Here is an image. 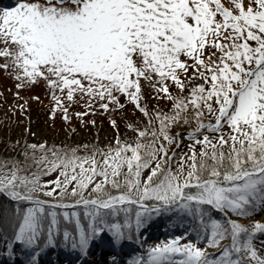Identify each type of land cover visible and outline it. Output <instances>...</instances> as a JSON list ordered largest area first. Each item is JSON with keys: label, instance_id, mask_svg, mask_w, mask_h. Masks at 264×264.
<instances>
[{"label": "snow or ice", "instance_id": "snow-or-ice-1", "mask_svg": "<svg viewBox=\"0 0 264 264\" xmlns=\"http://www.w3.org/2000/svg\"><path fill=\"white\" fill-rule=\"evenodd\" d=\"M0 77L3 264H264V0H12Z\"/></svg>", "mask_w": 264, "mask_h": 264}, {"label": "rangeland", "instance_id": "rangeland-1", "mask_svg": "<svg viewBox=\"0 0 264 264\" xmlns=\"http://www.w3.org/2000/svg\"><path fill=\"white\" fill-rule=\"evenodd\" d=\"M11 3H12V0H0V6H8ZM8 84L9 82L6 79H4L3 77H0V86H7ZM0 90H2V87H0ZM40 94H41V98L43 99V104H37L35 101L29 102L32 105L31 112L29 113L30 118L32 120V123H31L32 130L37 133V137H44L47 139H52L54 136L58 135L60 139H63L67 135L63 122L59 118H56L55 123L53 124V121L48 118L46 114V110L44 108V105L48 104V100L43 98L42 93ZM5 97L8 101L15 102L10 92L6 93ZM0 103H2V101H0ZM7 111L8 110L6 107L0 109V117H2L3 113ZM25 123H27V121H25ZM23 126L24 125H20V127H23ZM105 127H107V122H105ZM16 130L18 131L19 129H16ZM89 131H92V130L89 129ZM100 135L101 137L104 136L103 129L101 130ZM87 136H88V132H86L84 129L77 127V131L73 135V139L82 140V139L87 138ZM152 228H153L152 232H150L149 230V234L152 237L162 236L163 233L167 231V229L163 225H161L159 229H157L155 226H153ZM153 239H156V238H153ZM106 258H107L106 255L102 253L99 249H96L88 257V259L94 261L95 264H100V262L105 260ZM65 259H68L70 261L71 257H67L63 252L59 253V261L62 262ZM0 264H3V262L0 261Z\"/></svg>", "mask_w": 264, "mask_h": 264}, {"label": "trees", "instance_id": "trees-1", "mask_svg": "<svg viewBox=\"0 0 264 264\" xmlns=\"http://www.w3.org/2000/svg\"><path fill=\"white\" fill-rule=\"evenodd\" d=\"M150 231H151V229H149ZM150 239H153V237L152 236H150ZM154 240V239H153ZM46 261H47V259H49V256H45V258H44Z\"/></svg>", "mask_w": 264, "mask_h": 264}]
</instances>
